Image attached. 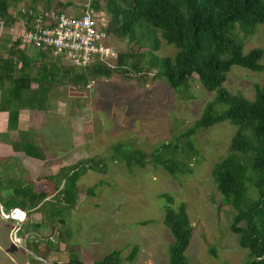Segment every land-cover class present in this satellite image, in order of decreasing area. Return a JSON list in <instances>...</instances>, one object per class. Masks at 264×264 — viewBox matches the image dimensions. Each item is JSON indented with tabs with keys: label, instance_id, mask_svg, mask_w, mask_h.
Returning <instances> with one entry per match:
<instances>
[{
	"label": "rangeland",
	"instance_id": "rangeland-1",
	"mask_svg": "<svg viewBox=\"0 0 264 264\" xmlns=\"http://www.w3.org/2000/svg\"><path fill=\"white\" fill-rule=\"evenodd\" d=\"M58 1L70 5L59 6ZM86 1L35 0L34 4L21 0L20 6L72 13L79 12ZM99 1L101 5L106 2ZM18 6L13 5L17 14ZM235 28L230 34L243 44L244 52L255 47L263 49L262 69L252 71L233 66L223 85L252 99L254 84L264 83V24L247 29L236 24ZM155 35L159 40L157 54L174 56L175 45L166 43L160 32ZM106 43L118 53L131 50L140 54L151 47L148 38L135 44L109 35ZM7 50L8 47L0 46V57ZM60 63L72 66L63 57ZM154 72L139 77L133 70L125 73L122 67L115 66L110 77L89 74L86 80L77 82L65 79L51 92L46 110L23 111L20 128L34 133L46 157L44 161L27 158L23 169L18 170L17 162H13L11 176L17 181L32 182L41 177L37 188L49 196L53 182L60 187L66 184L67 169L76 161L87 157L106 159L104 171L89 169L79 177L75 207L61 210L60 215L51 219L49 196L29 216L23 217L16 238L27 248L36 249L43 258L57 264H68L71 258L91 264L111 250L120 252L121 264H168L167 249L173 238L163 224L164 198L160 194L165 193L175 205L186 204L193 227L186 250L190 264H245L248 260L247 250L238 243V234L230 229L235 210L223 202L211 176L213 166L232 152L230 139L236 126L224 121L183 136L215 93L207 91L194 75L189 90L179 94L165 79L153 78ZM5 130L4 124H0V138L4 142L9 141ZM116 144L131 150L139 148L148 154L145 166L128 168L124 161L112 160L110 155ZM7 148L11 149L9 144ZM156 153L163 159L176 160L179 167L190 171L169 174L152 157ZM13 158L19 162L17 156ZM6 166L5 163L0 166L3 177ZM62 168L65 172H60ZM54 174H57L54 181L44 179ZM246 184L247 198H255L256 190L249 181ZM92 186L93 193H87ZM60 217L68 218V222H59ZM17 221L0 213V264H53L32 259L12 242L10 233ZM66 228L67 235L58 237V230ZM47 239L53 240V245H48ZM134 246L138 249L134 259L125 260Z\"/></svg>",
	"mask_w": 264,
	"mask_h": 264
},
{
	"label": "trees",
	"instance_id": "trees-1",
	"mask_svg": "<svg viewBox=\"0 0 264 264\" xmlns=\"http://www.w3.org/2000/svg\"><path fill=\"white\" fill-rule=\"evenodd\" d=\"M57 3L64 7L70 5L68 2ZM14 4L16 0L13 3L0 0V26L10 27L17 21ZM91 4L95 10H103L109 16L108 35L135 44L148 38L150 49L140 54L131 50L117 52L112 66L96 62L85 70L86 67L78 68L70 62L72 66H64L60 57L54 56L50 50L25 46L19 39L10 41L6 54L0 57V111L7 112L6 130L13 152L45 160V152L34 133L20 128L19 113L24 109L46 110L51 92L65 79L77 82L86 80L89 74L110 77L115 66L122 67L125 73L133 70L139 77H146L155 70L153 78H163L173 91L185 94L190 80L196 75L201 85L215 95L192 125L185 129L183 136H191L198 128H208L224 121L236 126L230 139L232 152L213 166L211 176L223 202L235 210L230 229L238 234L239 245L248 252L245 264H264V83L254 84L252 99L241 92H231L223 85L233 66L252 71L262 69L263 49L255 47L244 52L243 44L230 33L236 24L246 29L264 24V0H106L104 5L93 0ZM29 8L33 9L32 6ZM156 31L166 43L175 45L177 52L174 56L157 54L159 40ZM27 48L32 50L28 52ZM112 150L111 159L124 161L128 168L133 165L144 167L148 159V154L139 148L131 150L116 144ZM152 157L173 176L177 172L190 171L179 167L176 160L163 159L157 153ZM105 163L104 158L80 159L67 169L63 187L53 182L48 198L51 219L60 215L61 210L75 207L79 177L89 169L104 171ZM60 172H65L64 168ZM56 175L45 176L44 179L54 181ZM247 181L256 190L255 198H247ZM8 185L3 188L7 195L3 197L0 194V203L6 212L19 208L29 216L43 199L49 197L34 182ZM93 190L94 186L88 188L87 193L92 194ZM160 197L164 198L163 224L173 238L167 249L168 264H190L186 250L193 227L186 204L180 202L175 205L173 198L165 193ZM58 221L66 223L68 218L60 217ZM140 223L145 224L146 221ZM63 233L67 235V228L58 230V237ZM47 244L53 245V240L47 239ZM55 249L58 250V246ZM32 251L38 254L36 249ZM137 251L134 246L125 260L132 261ZM29 257L35 259L31 255ZM122 262L120 252L111 250L91 264ZM68 264L85 263L71 258Z\"/></svg>",
	"mask_w": 264,
	"mask_h": 264
},
{
	"label": "built area",
	"instance_id": "built-area-1",
	"mask_svg": "<svg viewBox=\"0 0 264 264\" xmlns=\"http://www.w3.org/2000/svg\"><path fill=\"white\" fill-rule=\"evenodd\" d=\"M92 1L87 0L79 12L72 13L21 6L16 39L25 46L50 50L78 68L96 62L112 66L117 51L106 43L109 16L103 10H95ZM111 61L113 64H109Z\"/></svg>",
	"mask_w": 264,
	"mask_h": 264
},
{
	"label": "crops",
	"instance_id": "crops-1",
	"mask_svg": "<svg viewBox=\"0 0 264 264\" xmlns=\"http://www.w3.org/2000/svg\"><path fill=\"white\" fill-rule=\"evenodd\" d=\"M10 1H11V3H13L14 0H10ZM20 1L21 0H16V4L19 5L18 7H21L20 6ZM63 1H65V0H63ZM31 2H34V4H35V0H31ZM25 7H27V6H25ZM33 9H35V10H45V9H36V8H33ZM14 13L17 16V21L12 26L5 27L2 24L0 26V46L1 47L2 46L9 47V44H10L9 42L16 39V35L18 33V26L20 24V20L21 19H20V14L18 12V14H19V22H18V14H17V11L14 12ZM24 110H21L20 113H19V126L21 125V123L23 121L22 120V117H23L22 114H23V111ZM6 123H7V112L0 111V124H4V127L6 128ZM5 131L7 132V130H5ZM7 144L10 145L9 141L4 142V140L0 138V166L2 165V163H5L7 165L6 166V170L7 171L4 174L6 176H4V177L1 176V178H0V194L3 197H5L7 195V191L6 190L1 191V189L5 188L4 186H6V184L7 185L9 184L8 186H12V185H15V184H18V183L28 182V181H24V179H19L20 181L19 180L17 181L14 177L11 176L13 174V172H14L13 171V169H14L13 162H17V164H18L17 170H18V168L20 169L21 167L23 169V164H24L25 161H27V158L28 157H25L24 155H21L20 153L13 152V150L11 148V145H10V148H11L10 149L11 151H10L7 148ZM19 155L23 156L24 158L21 159ZM15 156L18 157L19 162L15 158H13ZM7 158H9V159L6 160ZM31 159H33V158H31ZM42 161H44V160H42ZM40 180H41V177L37 178V180L32 181V182H34L35 185H38V183H39ZM8 192H9V190H8Z\"/></svg>",
	"mask_w": 264,
	"mask_h": 264
},
{
	"label": "water",
	"instance_id": "water-1",
	"mask_svg": "<svg viewBox=\"0 0 264 264\" xmlns=\"http://www.w3.org/2000/svg\"><path fill=\"white\" fill-rule=\"evenodd\" d=\"M17 209V208H12L10 210V212L8 213V215H5L4 214V211H3V207L0 203V213L1 215L4 217V218H12L11 214L12 212ZM23 211V210H22ZM25 213V216H26V212L23 211ZM14 219V218H12ZM21 225H22V220H18L17 223L15 224V226L13 227V229L11 230V233H10V238L12 240V242L17 245L18 247H20L21 249L25 250L27 253H29L31 256H33L34 258L38 259V260H42V261H45L47 263H53V264H57L56 262H51V261H48L46 260L45 258H43L41 255L35 253L34 251L30 250L29 248H27L23 243H21L20 241L17 240L16 238V233L17 231L21 228Z\"/></svg>",
	"mask_w": 264,
	"mask_h": 264
},
{
	"label": "bare ground",
	"instance_id": "bare-ground-1",
	"mask_svg": "<svg viewBox=\"0 0 264 264\" xmlns=\"http://www.w3.org/2000/svg\"><path fill=\"white\" fill-rule=\"evenodd\" d=\"M11 216L14 219L23 221V217L25 216V213L21 209L17 208L15 211L12 212Z\"/></svg>",
	"mask_w": 264,
	"mask_h": 264
}]
</instances>
